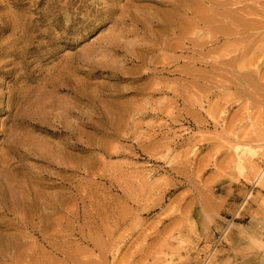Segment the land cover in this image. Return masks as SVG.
<instances>
[{
  "label": "rangeland",
  "instance_id": "374dc122",
  "mask_svg": "<svg viewBox=\"0 0 264 264\" xmlns=\"http://www.w3.org/2000/svg\"><path fill=\"white\" fill-rule=\"evenodd\" d=\"M234 1L0 0V264H264V0Z\"/></svg>",
  "mask_w": 264,
  "mask_h": 264
},
{
  "label": "bare ground",
  "instance_id": "6f19581e",
  "mask_svg": "<svg viewBox=\"0 0 264 264\" xmlns=\"http://www.w3.org/2000/svg\"><path fill=\"white\" fill-rule=\"evenodd\" d=\"M207 1H210V0H207ZM218 1H219V0H218ZM235 1H236V0H235ZM235 1H234V2H235ZM238 1H240V0H238ZM243 1L245 2V0H243ZM159 2H160V1H159ZM161 2H162V1H161ZM167 2H168V0H167ZM167 2H166V4H169V3H170V2H169V3H167ZM236 2H237V1H236ZM213 4H214V3H213ZM221 4H222V3H221ZM239 4H241V1L238 2V6H241V5H242V4H241V5H239ZM233 5H234V3H233ZM236 5H237V4H236ZM245 5H246V3H245ZM245 5H242V6H245ZM247 5H248V4H247ZM213 6H214V5H213ZM215 6H216V5H215ZM245 7H246V9H247V8L249 7V5H248V6H245ZM215 8H216V7H215ZM235 8H237V7H235ZM239 9H240V8H239ZM239 9H236V10H239ZM242 9H243V8L241 7V11H242V15H243L244 19H245L246 16L249 17L250 14L253 15V13L246 12V11H248V10H246L245 8H244V9H245L246 11H244V9H243V10H242ZM249 9H252V8L249 7ZM230 11H231V10H230ZM233 11H234V10H233ZM241 11L238 12L237 14H240ZM250 11L252 12V10H250ZM253 11H254V10H253ZM235 12H236V11H235ZM254 14H256V13L254 12ZM240 15H241V14H240ZM242 15H241V16H242ZM224 16H225V15H224ZM234 16H235V14H234ZM194 17H195V16H194ZM227 17H228V16H227ZM227 17H226V18H227ZM247 17H246V18H247ZM192 18H193V17H192ZM204 18H205V17H204ZM224 18H225V17H224ZM236 18H237V17H236ZM262 18H263V19H261V18H260V19H257V18L254 17V18L252 19V16H251V17L248 18V19H249V20L252 19L253 23H256V24H259V25H260V24H263V25H261V26H262L261 28H263V26H264V16H263V15H262ZM194 19H195V18H194ZM213 19H214V18H213ZM229 19H232V18L229 17ZM244 19H243V22L245 21ZM248 19H246V20H248ZM200 20H201V18H200L199 15H198L197 21H196L195 24L192 23L193 25H192L191 29H192V28L194 29L196 24H200V23H199ZM203 20H204V19H203ZM226 20H227V19H226ZM194 21H195V20H194ZM213 21H215V19H214ZM227 21H228V20H227ZM233 21H235V20H233ZM236 21H237V19H236ZM215 22H216V21H215ZM231 22H232V21H231ZM239 22H240V21H239ZM247 22H248V21H247ZM248 23H250V22H248ZM212 24H213V22H212ZM231 24H232V23H231ZM235 24H236V23H235ZM240 24H241V22H240ZM240 24H239V25H240ZM245 24H247V23H245ZM245 24L242 25V26L240 25L242 29H237L235 32H237V34L239 33V34H243V35H244V31H245L246 29L244 30L243 27H245ZM214 25H215V24H214ZM232 25H234V24H232ZM236 25H237V24H236ZM248 25H250V24H248ZM168 26H169V25H168ZM205 26H206V25H205ZM218 26H219V25L217 24V28H221V27H218ZM246 26H247V25H246ZM250 26L252 27V25H250ZM254 26H255V25H254ZM257 26H258V25H257ZM206 27H207V26H206ZM211 27H213V26H211ZM214 27H215V26H214ZM236 27H237V26H236ZM202 28H203V25H202ZM231 28L233 29V27H231ZM245 28H247V27H245ZM257 28H258V27H257ZM181 29H182V28H181ZM198 29H201V28L198 27ZM208 29H209V28H208ZM259 29H260V26H259ZM165 30H166V29H165ZM201 30H202V29H201ZM213 30H215L214 32L216 33V29L213 28ZM218 30H219V29H218ZM249 30H250V29H249ZM187 31H188V30H187ZM204 31H206V30H204ZM208 31H209V30H208ZM210 31H211V30H210ZM210 31H209V33H210ZM246 31H247V30H246ZM214 32L212 31V33H210V34H213ZM219 32H220V31H219ZM235 32H234V33H235ZM204 33H208V32H204ZM215 33H214L213 35H215ZM185 34H186L185 31H181V33H180L181 36H182V35L185 36ZM187 34H188V32H187ZM190 34H191V33H190ZM190 34H189V35H190ZM192 34H195V33H192ZM217 34H219V33H217ZM224 34H225V33H224ZM224 34H223V35H224ZM133 35H134V34H133ZM229 35H231V34H229ZM190 36H191V35H190ZM208 36H209V35H208ZM220 36H222V34H221ZM239 36H240V35H239ZM209 37H211V36H209ZM209 37H208V38H209ZM214 38H215V36H214ZM190 39H191V38H190ZM190 39H189V41H190ZM210 39H211V38H210ZM212 40H213V39H212ZM213 41H214V40H213ZM201 43H202V42H201ZM117 46H119V45H118V42H117V45H115V44L113 43V44H112V49L115 50V48H116ZM122 47H124V45H123ZM148 47H149V46H148ZM148 47L146 48V49H147L146 51H150V50H151V48H148ZM150 47H151V46H150ZM118 48H120V46H119ZM124 48H125V47H124ZM143 48H144V47H143ZM120 49H122V48H120ZM120 49H119V51H120ZM126 50H127V49H126ZM152 50H153V49H152ZM115 52H116V51H115ZM125 52H129V51H125ZM126 54H127V53H126ZM139 57H140V56H139ZM234 57H235V56H234ZM237 57H238V56H237ZM237 57H236V59H237ZM241 74H242V73H241ZM144 75H146V74H144ZM146 76H147V75H146ZM236 85H237V84H236ZM241 89H242V88H241ZM213 119H214V118H213ZM239 163H240V162H239ZM239 166H240V165H239ZM263 173H264V170L262 169V170L259 172V177H260V175L263 174ZM8 255H9V254H8ZM8 258H10V257H8ZM6 259H7V258H6ZM90 262H91V261H90ZM14 264H15V263H14ZM17 264H19V263H17Z\"/></svg>",
  "mask_w": 264,
  "mask_h": 264
}]
</instances>
